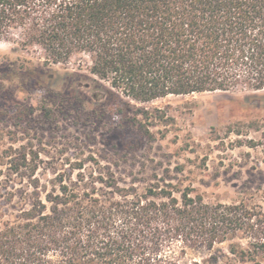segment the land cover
Returning a JSON list of instances; mask_svg holds the SVG:
<instances>
[{"label":"trees","instance_id":"obj_1","mask_svg":"<svg viewBox=\"0 0 264 264\" xmlns=\"http://www.w3.org/2000/svg\"><path fill=\"white\" fill-rule=\"evenodd\" d=\"M0 41L38 50L43 67L85 55L92 76L135 103L264 89V0H0ZM25 62L21 77L37 83ZM9 76L20 77L0 66V83ZM122 105L118 115L141 112ZM247 146L264 163V132ZM50 184L43 197L36 180L0 195V264L264 262V212L252 199L210 203L190 187L139 189L112 175ZM223 243L222 258L185 261Z\"/></svg>","mask_w":264,"mask_h":264},{"label":"rangeland","instance_id":"obj_2","mask_svg":"<svg viewBox=\"0 0 264 264\" xmlns=\"http://www.w3.org/2000/svg\"><path fill=\"white\" fill-rule=\"evenodd\" d=\"M25 61L38 69L35 84L21 77ZM42 63L38 50L0 41V66L20 75L0 83V195L36 180L43 197L55 179L112 175L139 189L158 181L190 187L210 203L252 199L264 212L261 150L247 146L264 132V89L135 103L92 76L85 55ZM123 102L141 112L118 115ZM227 246L187 250L185 261L222 258Z\"/></svg>","mask_w":264,"mask_h":264},{"label":"water","instance_id":"obj_3","mask_svg":"<svg viewBox=\"0 0 264 264\" xmlns=\"http://www.w3.org/2000/svg\"><path fill=\"white\" fill-rule=\"evenodd\" d=\"M84 87L87 88V85H85ZM91 97L94 99L96 97V95L93 94Z\"/></svg>","mask_w":264,"mask_h":264},{"label":"bare ground","instance_id":"obj_4","mask_svg":"<svg viewBox=\"0 0 264 264\" xmlns=\"http://www.w3.org/2000/svg\"><path fill=\"white\" fill-rule=\"evenodd\" d=\"M216 93H218V92H216ZM207 94H213V93H207Z\"/></svg>","mask_w":264,"mask_h":264}]
</instances>
